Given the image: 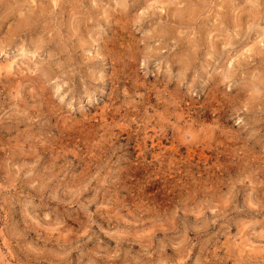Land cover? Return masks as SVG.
<instances>
[{
  "label": "clouds",
  "instance_id": "9594fccd",
  "mask_svg": "<svg viewBox=\"0 0 264 264\" xmlns=\"http://www.w3.org/2000/svg\"><path fill=\"white\" fill-rule=\"evenodd\" d=\"M0 264H264V0H0Z\"/></svg>",
  "mask_w": 264,
  "mask_h": 264
}]
</instances>
